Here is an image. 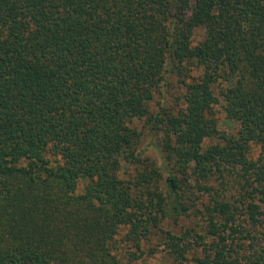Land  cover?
I'll use <instances>...</instances> for the list:
<instances>
[{"label":"trees","instance_id":"obj_1","mask_svg":"<svg viewBox=\"0 0 264 264\" xmlns=\"http://www.w3.org/2000/svg\"><path fill=\"white\" fill-rule=\"evenodd\" d=\"M155 236L264 264V0H0V264H147Z\"/></svg>","mask_w":264,"mask_h":264},{"label":"rangeland","instance_id":"obj_2","mask_svg":"<svg viewBox=\"0 0 264 264\" xmlns=\"http://www.w3.org/2000/svg\"><path fill=\"white\" fill-rule=\"evenodd\" d=\"M176 77L172 76L169 79V82H173V86H171L168 89V94L170 95V98L173 96L178 95V90H177V81ZM218 116L220 119V127L221 129H226V130H233V125L228 121L226 118V115L221 111L218 112ZM152 135L146 131L144 135V144H150L152 141ZM149 154L153 157H159L160 153L156 149V146H152V148L149 150ZM130 172V169H127L126 176H128ZM196 222V219L194 216L191 217H181L178 219V221H174L172 219H169L168 221L165 222L166 227L179 231L182 228L191 225ZM163 245L161 244L160 239L158 236H155L152 240L148 241L147 243L144 244V248L147 250V254L145 256V260L147 264H171V259L168 256L167 252L163 250ZM56 264V263H53Z\"/></svg>","mask_w":264,"mask_h":264}]
</instances>
